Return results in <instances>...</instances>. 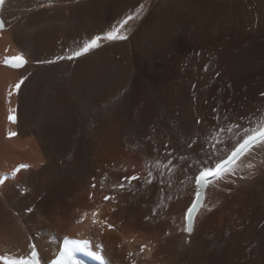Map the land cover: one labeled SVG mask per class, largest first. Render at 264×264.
<instances>
[{
	"label": "bare ground",
	"instance_id": "1",
	"mask_svg": "<svg viewBox=\"0 0 264 264\" xmlns=\"http://www.w3.org/2000/svg\"><path fill=\"white\" fill-rule=\"evenodd\" d=\"M140 4L126 40L38 63ZM0 12V255L27 257L35 245L49 264L67 237L90 239L106 264H264L262 150L213 181L193 233L183 231L196 190L188 164L203 155L213 109L242 127L264 119V0H6ZM19 53L24 68L4 64ZM229 136V145L239 139ZM194 140L196 151L187 148ZM165 144L188 162L173 159L177 168L161 177ZM135 174L143 179L113 188Z\"/></svg>",
	"mask_w": 264,
	"mask_h": 264
},
{
	"label": "snow or ice",
	"instance_id": "2",
	"mask_svg": "<svg viewBox=\"0 0 264 264\" xmlns=\"http://www.w3.org/2000/svg\"><path fill=\"white\" fill-rule=\"evenodd\" d=\"M51 2V0H50ZM6 3V0H0V8H2ZM39 7H46L43 3ZM144 4H140L139 7L135 9V12L130 13L123 19L114 23L110 30L102 33L100 35L93 36L91 39L85 40L81 46H79L75 51H69L70 54L64 56H57L54 60L38 61V63H55L59 60H75L81 56L86 55L90 51L97 49L101 46L100 42L102 40L108 41H117V40H126L127 35L123 34L126 26L130 21L138 18L144 10ZM6 27V21L0 17V31H3ZM4 63L14 67L22 68L27 60L23 55H17L14 57H5ZM208 65H205V71H207ZM217 76L219 73L216 74ZM24 82V78L21 79L20 83L16 85L17 89L20 88L21 84ZM195 87V85H193ZM11 95V93H9ZM261 96H264V93H261ZM213 112L217 113L215 116L216 124L213 126L212 130L209 133V139L205 142L204 145H198L199 152L203 155L199 159L195 160L193 163L188 164V167L191 168L195 166L197 168V174L193 177H188L190 180L195 182V193L194 199L192 200L191 205L188 207L185 213L186 227L183 229L189 235L193 231V213L202 206L203 199L205 196L204 190L207 189L212 183L213 180L210 178L221 179L225 174H235L237 169L243 165V160L253 154L256 150L264 151V119H258L252 123L254 126L242 127L239 122H231L227 118H222L219 115L218 109H213ZM246 117H240V120H244ZM9 120L13 123L16 122V117L14 114L9 115ZM197 124L201 121L197 120ZM225 134H230L229 139L234 137H239L235 140V143L229 145L224 139ZM10 137L17 135L15 132H9ZM193 143L188 144L187 148L196 151L193 148ZM165 155L169 157L166 163L162 165V170L160 172L161 177L164 176L165 170L168 173L173 172L177 168V165L173 164V159H177L181 164L188 162V157L186 155L176 157L174 156L173 150L169 149L168 145L165 144ZM27 165H19L12 173L13 176L16 173L20 172L21 169L27 168ZM156 167L161 168V161H156ZM247 167H253L252 164H248ZM187 172V169H184ZM148 178L145 180V183L152 184L155 177L151 171L147 174ZM7 177L0 178V184H3ZM143 178L139 174L135 175H124L119 179V183L114 184V189H119L123 191L126 187L131 186L133 181H141ZM161 185L164 184V180H160ZM183 183V181H181ZM93 187H96L93 184ZM168 187H171V184H168ZM161 192L164 191V188L161 187ZM163 198V197H162ZM169 200L172 199L171 196L167 197ZM114 199L112 196H105L104 200L108 201ZM159 207V205H158ZM155 212V209H154ZM96 213H93L95 216ZM96 221L94 220L93 223ZM108 227H113L111 224H108ZM99 248V245L96 246ZM146 245H142L140 251L145 250ZM31 253L29 256H19V257H9L7 255H0V261H3L4 264H40V259L36 251L35 245L31 246ZM77 252H86L89 255L96 256L97 259H102L97 252L92 251V243L89 240H80V239H68L65 237L63 249L59 251V254L52 259L49 264H79L76 259L75 253ZM129 255H132L129 253Z\"/></svg>",
	"mask_w": 264,
	"mask_h": 264
}]
</instances>
